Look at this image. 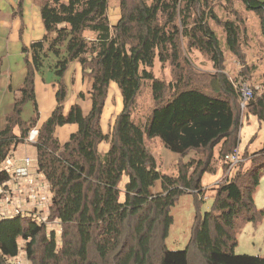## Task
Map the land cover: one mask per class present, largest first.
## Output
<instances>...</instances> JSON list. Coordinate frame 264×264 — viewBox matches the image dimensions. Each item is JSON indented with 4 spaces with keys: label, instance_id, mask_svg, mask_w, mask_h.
I'll return each mask as SVG.
<instances>
[{
    "label": "trees",
    "instance_id": "trees-1",
    "mask_svg": "<svg viewBox=\"0 0 264 264\" xmlns=\"http://www.w3.org/2000/svg\"><path fill=\"white\" fill-rule=\"evenodd\" d=\"M109 1L41 0L46 34L24 48L31 53V67L0 131V166L37 126L35 74L50 71L58 87L57 105L33 143L37 171L52 197L47 221L57 220L62 232L58 242L56 230L48 231L47 222L32 213L0 218V264H15L21 252L28 264H191L193 254L204 264H264V256L235 252L240 220L256 223L264 217L254 201L264 177V143L250 156L248 169L246 154L234 176L217 186L211 210L196 215L186 249L166 246L174 222L171 208L185 194L204 202L202 179L215 171L217 148L228 168L225 156L238 146L241 84L224 70L225 51L243 58L245 21L235 10L234 19L222 21L216 0H118L121 16L111 24ZM240 1L244 10L258 15L264 38V1ZM212 22L223 28L224 40ZM185 42L208 57L217 72L193 68L183 53ZM157 59L173 66L174 81L155 77L151 69ZM73 62L92 79L90 108L85 112L75 104L65 114L64 76ZM1 66L0 58V74ZM146 82H151L155 107L139 123L133 111ZM113 83L123 109L111 135L101 122ZM250 87L254 93L247 108L264 122V91ZM29 102L35 112L25 121L22 111ZM65 125H76L77 131L62 143L56 129ZM156 138L175 155L206 152V160L191 161L177 175L162 173L146 145ZM102 142L108 143L105 152L99 150ZM9 180L10 174L0 170V182Z\"/></svg>",
    "mask_w": 264,
    "mask_h": 264
},
{
    "label": "rangeland",
    "instance_id": "rangeland-1",
    "mask_svg": "<svg viewBox=\"0 0 264 264\" xmlns=\"http://www.w3.org/2000/svg\"><path fill=\"white\" fill-rule=\"evenodd\" d=\"M214 9L222 21L234 19V10L238 12V15L242 18L243 22L245 21L242 24V27L246 29V33L242 37L240 48L243 58L239 59L233 53L229 52L228 49H226V64L224 70L229 74L231 80L237 83V86L240 84H248L253 86L256 90H259V92L264 91V38L261 33L258 15L244 10V6L240 0H233L232 2H229L228 0H216L214 2ZM120 16L121 8L119 1L110 0L109 17H111L112 22H116ZM212 26L224 40L225 34L223 28L217 25L215 22H212ZM88 35L92 36V34L89 33ZM186 44L187 42L184 43L183 53L193 68H195L200 73L217 72L213 67V63L208 59V57L201 54L198 50L188 49ZM151 71L156 78L166 81L167 83L174 81L175 79V71L173 66L170 63L162 64L159 59L155 61L154 67L151 69ZM71 75L72 78H69L67 81L64 79V83L67 87L69 86L71 89L74 88L75 90V85L78 83L77 80L73 78V76H75V70L71 72ZM85 75L91 79L87 74ZM68 93L69 97L71 92L68 90ZM80 98L81 97H79V104H81L83 109L87 111L90 108V97L87 98L83 94V99ZM154 107L155 102L153 98L151 82H146L136 99V106L133 111V117L135 121L139 123L144 122L149 117ZM122 109L123 101L121 92L116 84H112L108 89L101 122L105 134L112 135L117 117ZM249 115L250 113L248 108L245 110L242 109L240 114L241 123L244 124L247 121V117ZM39 127L40 126L37 124V126H35L33 129L39 130ZM70 132L71 129L69 128L64 127L58 129V135L61 138H65V136L67 137ZM60 141L63 142L64 140ZM146 145L150 152L155 156L161 172L168 175H177L179 173V169L182 166L190 165L191 161L206 160L207 157L206 152L195 151L189 152L186 156L175 155L168 151L158 138L147 139ZM107 149L108 143L103 142L99 145V150L101 152H105ZM219 154L220 152L217 151L214 156L215 171L212 173H206L202 179L203 185L206 189L204 195L201 196L204 202L198 203L196 195L185 194L181 196L176 205L171 208V214L174 218V222L166 239L167 248L171 250L186 249L192 236L193 224L196 215L198 213L204 214L205 212L211 210L217 186L223 183L228 177H233L234 174L239 170L237 167L229 176L227 174L228 168H226L225 164L222 162ZM16 155L17 157L22 158L29 155L34 159L36 158V148L32 144H20L16 150ZM250 156L252 155L248 154L245 157L246 163L244 170L251 166V161L249 159ZM6 165L7 163L4 162L0 168ZM124 181L126 180L124 179ZM122 186H124V184H122ZM159 189L160 187L158 186L156 191ZM47 190L48 189H45V194L51 196L50 189L48 191ZM27 199H29L28 203L30 209L23 207V198L21 199L19 197L15 200V206H22V208L27 211L34 209L35 204L30 201V196ZM254 201L257 210H264V177L262 178L260 185L257 187L254 193ZM47 224L49 228L48 231L52 229L56 230L58 242H60L62 227L60 226L59 222L57 220H53L48 221ZM240 226H242V228L238 233V245L235 249L236 254L264 256V217H260L256 223L243 222L240 220ZM20 259L24 264H28L26 256L23 259L20 257ZM191 264H204V261L201 259V257H199V255L193 254L191 258Z\"/></svg>",
    "mask_w": 264,
    "mask_h": 264
},
{
    "label": "crops",
    "instance_id": "crops-1",
    "mask_svg": "<svg viewBox=\"0 0 264 264\" xmlns=\"http://www.w3.org/2000/svg\"><path fill=\"white\" fill-rule=\"evenodd\" d=\"M109 18L111 24H115L118 21L112 22L111 17ZM45 34L46 29L41 17V0H0V58L2 59L0 74V131L5 127L7 116L14 110L15 100L19 94V89L24 83L31 67V53L30 51L26 52L24 48L30 49L31 44L35 41L41 40ZM73 70H75V76H73V78H75L78 83L75 85V90L74 88L71 89L69 86L67 87L71 94L69 97L67 96L68 100L66 99L64 103L65 114L70 111L73 105L80 103L78 95L82 93L87 98L91 96L92 80L84 74L83 68L78 62L70 64L65 73L64 79L67 81L69 78H72L71 72ZM57 88L56 79L50 71L42 73L36 72L35 90L39 112L38 126H41L54 111L57 105ZM34 112V106L29 102L23 107L22 118L25 121H29L34 115ZM64 127L71 129V132L67 137L65 136V138H61L58 135V129ZM73 131H77L76 125L58 127L56 129V136L57 138L59 137L60 140H64L63 142L61 141L62 143H65L69 140ZM16 133L18 136L21 134L20 128H16ZM263 143L264 122L257 116L250 114L247 117V121L244 124L241 123L240 140L237 147L244 153V156L245 154L252 155L263 146ZM20 144L34 145V143L27 141ZM17 148L13 151V155H11L10 158L13 159V162L18 167L24 165L25 158L28 157L31 159L29 170L35 179V185H37L36 187L34 186V188L39 187L37 189L40 193L45 194V188L49 190V185L45 177L37 171V150L36 158L33 159L29 155L22 158L17 157ZM7 183L9 194L13 199L9 209H14L16 207L15 199L18 197L21 199L23 198V207L30 209L28 203L29 199L27 198H29L28 191L31 187L28 182L26 180L21 181L20 187H15V183L11 179L7 181ZM6 197L7 194H0V213L8 207L4 204Z\"/></svg>",
    "mask_w": 264,
    "mask_h": 264
},
{
    "label": "built area",
    "instance_id": "built-area-1",
    "mask_svg": "<svg viewBox=\"0 0 264 264\" xmlns=\"http://www.w3.org/2000/svg\"><path fill=\"white\" fill-rule=\"evenodd\" d=\"M241 93H242V109H247V103L250 98L253 97V89L248 84H242L241 85ZM38 130L33 129L29 137L27 138V141L33 143L36 141L38 136ZM244 153L240 150V148H236L234 152L226 154L225 156V162L229 164L227 174L230 176L232 172L237 168L239 163H241L244 160ZM7 165L0 168L2 171H6L10 174V179L15 183V187H20L21 181L26 180L28 184L30 185L31 189H29L28 193L30 196V201L35 204L34 209L27 211L22 208V206H17L14 209H9L10 204L12 203L13 199L11 198L9 194V187L8 183H1L0 182V194H7V197L4 200V204H6L7 208H5L1 213L0 217H10L15 215H24V214H31L38 218L39 221L48 222V208L51 203V196H48L46 194H40V191L35 185V179L31 175L29 167L31 165V159L25 158L24 159V165L23 166H17L12 158H8L6 160ZM230 178V177H228ZM46 189V188H45ZM20 192V188H19ZM19 195V194H18ZM20 196V195H19ZM17 197V196H16ZM17 199V198H16ZM15 199V200H16ZM41 209V211H40ZM24 210V211H23ZM32 211V212H31ZM20 257L22 259L25 257L24 252H21L20 255L14 260L15 264H24L23 261H21Z\"/></svg>",
    "mask_w": 264,
    "mask_h": 264
}]
</instances>
